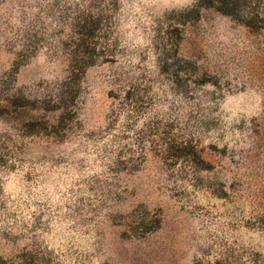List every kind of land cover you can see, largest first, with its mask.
I'll use <instances>...</instances> for the list:
<instances>
[{
  "label": "rangeland",
  "instance_id": "1",
  "mask_svg": "<svg viewBox=\"0 0 264 264\" xmlns=\"http://www.w3.org/2000/svg\"><path fill=\"white\" fill-rule=\"evenodd\" d=\"M264 264V0H0V264Z\"/></svg>",
  "mask_w": 264,
  "mask_h": 264
},
{
  "label": "trees",
  "instance_id": "2",
  "mask_svg": "<svg viewBox=\"0 0 264 264\" xmlns=\"http://www.w3.org/2000/svg\"><path fill=\"white\" fill-rule=\"evenodd\" d=\"M22 262L20 264H46L45 262H43V257L41 256H32L26 260L21 259Z\"/></svg>",
  "mask_w": 264,
  "mask_h": 264
}]
</instances>
